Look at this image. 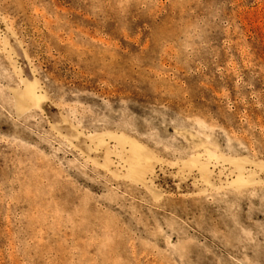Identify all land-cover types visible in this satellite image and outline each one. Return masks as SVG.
I'll use <instances>...</instances> for the list:
<instances>
[{"label": "rangeland", "instance_id": "1", "mask_svg": "<svg viewBox=\"0 0 264 264\" xmlns=\"http://www.w3.org/2000/svg\"><path fill=\"white\" fill-rule=\"evenodd\" d=\"M0 264H264V0H0Z\"/></svg>", "mask_w": 264, "mask_h": 264}]
</instances>
